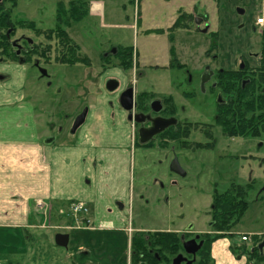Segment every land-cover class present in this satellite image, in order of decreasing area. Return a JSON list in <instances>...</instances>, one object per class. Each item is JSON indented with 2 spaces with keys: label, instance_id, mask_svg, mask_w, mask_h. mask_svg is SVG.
<instances>
[{
  "label": "rangeland",
  "instance_id": "1",
  "mask_svg": "<svg viewBox=\"0 0 264 264\" xmlns=\"http://www.w3.org/2000/svg\"><path fill=\"white\" fill-rule=\"evenodd\" d=\"M59 1L68 6L69 0H18L14 8L10 1H5L4 5L6 8H12L13 22L30 19L39 27L54 28L58 25ZM104 1L106 24L133 25L139 16L140 25L136 31L127 26L104 27L100 17L86 16L66 29L80 46L81 52L89 57L90 65H47L45 69L49 78H46L42 77L40 70L31 63L19 64L18 68L23 71L21 73H25L24 80L16 79L17 76L10 75L6 69L9 73L7 79L0 80V94H25L27 108L32 109L42 137L55 136V146L74 144L78 137L77 133L71 131L74 118L83 107L96 104L99 95L102 98L107 95L108 92L104 88L107 78L114 77L121 81V88L114 97L119 96L123 88L132 84L138 92H152L159 98L172 93L176 101L181 103V90H177V85L188 79V69L194 78H198L204 66H211L213 70H230L240 66L243 60L251 66L258 65L264 35L263 30L254 25L256 17L264 11V0H207L206 10L211 16L206 21L207 12L195 10L199 6L198 0H188V4L185 3L187 0ZM179 7H183V10L179 11ZM238 9H243L245 13L239 14ZM185 11H194L193 16L201 17L203 21L200 24L188 21L190 28L178 29L175 32L161 30L171 26L175 18ZM148 27L149 33L144 32ZM203 28L207 30H199ZM171 37L174 38L173 41ZM117 47L132 49L131 69H125L120 64L121 60L116 56V52L110 51ZM172 47L175 49L174 56L170 52ZM177 64L185 67L180 68ZM3 72L0 71V75H4ZM185 89L186 86L183 87V90ZM108 95L111 97L114 94ZM213 100L211 93L202 94V97L195 100L194 108L190 109L191 114L198 111L197 119L202 116L201 119L213 122ZM19 116L0 121V128L11 129L14 125L23 124ZM89 118L90 114L79 128V134L88 126ZM24 124L27 125L26 122ZM212 134L218 141L214 148L208 150L178 148L174 152L169 147L158 151L145 150L139 146L135 148L130 144L131 159L124 160L121 165L122 173L129 176L123 175L121 179L131 182L126 223L128 231L121 233L117 229H110L76 232L73 223L77 221L76 225L80 224L83 215L75 216L74 213H69L68 222L60 224L61 208L52 200L35 198L32 206L36 214L52 227L32 230L36 238L31 241L32 246L29 247L33 251L37 249L47 262L54 255L52 252H55L75 254L74 258L79 264L89 263L90 260L85 254L90 255L91 247L96 253H100L99 248L102 251L107 250L105 256L99 259L92 255L95 264H128L129 234L134 233V228L176 231L194 224L197 230H205L209 227L214 188L223 191L231 182L242 185L252 183L247 197V211L231 231L212 243L211 256L214 264H264V258L251 257L249 253L256 246L252 238L249 241L242 240L244 234L258 235L261 239L264 237V136L231 141L223 137L219 128ZM198 136L196 139L207 140L201 135ZM4 140L0 139V155L5 156L7 153L6 157L14 158L17 163L15 171L23 173V163H18V159L26 156L28 144L24 141L9 144ZM261 142L263 146H260ZM174 154L180 158L182 167L187 171L186 176L170 172ZM70 206L71 203L61 215H65ZM89 208L91 212L94 211L92 204H89ZM75 217L77 220H74ZM57 233L70 234L68 249H58L55 246ZM76 233L79 245L85 248L83 253L76 251ZM113 233L116 234L117 242L111 245ZM228 246L234 259L228 256Z\"/></svg>",
  "mask_w": 264,
  "mask_h": 264
},
{
  "label": "crops",
  "instance_id": "2",
  "mask_svg": "<svg viewBox=\"0 0 264 264\" xmlns=\"http://www.w3.org/2000/svg\"><path fill=\"white\" fill-rule=\"evenodd\" d=\"M71 1H68V5ZM88 2L89 14L87 16L100 17L104 27L125 28L127 26L136 31L140 25L139 16L136 17L133 25L106 24L105 1L88 0ZM188 2V0L185 1L187 4ZM206 3H208L207 0H198L197 4L200 9L198 6L195 10L207 12ZM181 10L183 7H179V11ZM185 12L194 13V11ZM210 16L207 12L205 21ZM193 17L196 19L195 16ZM171 26L161 30H169ZM149 31L150 27L144 30L147 33ZM7 71L11 75L17 76L16 79H25V73H21L23 71L18 66H13L12 70ZM27 106L28 102L23 93L0 94V121L10 120V117L15 119L20 115L23 123L14 125L11 129L1 127L0 139H5V143L9 144L18 141H24L28 144V153L22 159H18V163H23L21 165L24 169L23 173L15 171L14 167L17 166V163L14 158L6 157L7 153L5 156L0 155V264H79L74 258L75 254L67 255V253H57L51 256L50 261L47 262V259H43L37 249L33 251L29 247L32 246L31 241L33 242L36 238L32 230L52 227L44 223L43 218L36 214L32 201L35 198L49 199L55 202L59 206L58 208H65V211L71 202H84L89 212L78 214L79 216L83 215L82 222L78 225H76L77 221L72 220L74 222L73 229H77L76 232L110 229H117L121 233L128 231L129 228L126 223L128 222V193L131 182L129 180L122 184L119 175L121 173L114 166L119 163L123 156L130 161L129 140L126 141L127 143L123 142L116 133L112 122H109L112 119L108 114L106 100L102 96H99L97 103L92 105L93 110L90 112L88 126L71 145L60 144L61 146H55L56 141L51 145L45 144L44 136L42 137L37 125L39 123L32 109H28ZM116 119L114 124L119 125L121 118L118 116ZM24 122H26V126ZM50 146H54L53 149L47 148ZM123 150L126 153H123ZM12 154L11 156H13ZM116 201L123 202L125 208L123 210L118 209ZM89 204L93 205L94 211L91 212ZM69 213H71L70 209L65 215L59 214L60 224L68 222ZM75 219L77 220L76 217ZM137 230L143 231L144 229H133L134 232ZM76 234V251L83 253L85 248L79 245L78 233ZM112 235L111 245L117 242L116 234L113 233ZM131 236L132 233L129 234L130 239ZM90 249L92 250L90 255H88L89 253L85 254V257H88L90 261L83 264H95L92 261V255L94 254L99 259L105 256L107 252V250L102 251L99 248L100 253L97 252V254L96 250L93 251L91 247ZM227 249L228 256L234 259V255L230 253V246ZM74 250L72 253L75 252ZM70 261L71 263H69Z\"/></svg>",
  "mask_w": 264,
  "mask_h": 264
},
{
  "label": "flooded vegetation",
  "instance_id": "3",
  "mask_svg": "<svg viewBox=\"0 0 264 264\" xmlns=\"http://www.w3.org/2000/svg\"><path fill=\"white\" fill-rule=\"evenodd\" d=\"M3 2L4 0H0V3ZM7 36L9 37V41L11 43V46L13 47L12 50L14 56H16V60L2 61V59H0V71H4L3 72L4 75H0V77H4L3 79H7L9 73H7L5 69L12 70L13 66H19V64L25 65L27 63H31L39 70L40 68H46L45 66L47 65L43 60L44 58L39 56V53H41L40 52L41 48L36 47L38 43L37 42L38 39L34 37L31 30L26 28V26H21L19 24H16V22L12 21L9 30L7 32ZM110 51L112 52L114 51L118 53L117 48H113ZM121 56L123 57L124 54H122ZM257 61H258V65L251 66L246 60H243L240 66H238L235 69H230V71L235 72L236 77L240 76L241 74L242 85L246 86L248 83L252 81V79L254 78V74L256 72L258 73L264 72V55L262 53L260 54V57L258 58ZM177 66L180 68L185 67L182 64H177ZM221 70H228V69L213 70L211 66L210 67L204 66V68L200 71L198 78H194L193 74L190 72V69H188L187 70L189 75L188 79H186L184 83H179L177 85L178 89L176 88L177 90H181L179 92L180 96L182 97L181 103H178L176 101L172 93L168 94L167 96H164L163 98H159L156 97L152 92H148V91L138 92L134 87V85L132 84L127 85L125 88L121 90L119 96L114 97L116 92L121 88V81L119 88L114 92L107 91L104 82V88L108 92L107 95L104 96V99L106 100V107L108 109L109 117L112 119L109 120V122L110 121L112 122V124L114 125V129H116V133L119 135V137L122 139L123 142L127 143L126 141L129 140L128 141L129 148L131 144L135 148L139 146L145 150L153 149V150L162 151L169 147L174 152L178 148L189 149L193 151L208 150L214 148L216 142L218 141L217 137L214 134H212L216 128L220 129V132L223 135V137L229 138L231 141L238 138L240 139L256 138L251 135L238 136V134H236L229 136L228 134H226L224 130L226 125L224 123H226L227 120H232V124L235 126L234 131L238 130L236 129L238 128V123L235 122L234 112L230 107L231 101L236 100V98H234L235 93L228 92L225 90V87L223 86L222 81L219 77ZM210 72H212L211 77L208 78L204 77L206 81L202 83V79H204L202 77L203 74L204 73L208 74ZM235 76H231V77L236 78ZM45 77L49 78V76H45ZM184 86H186L185 90H183ZM129 88L134 89V96H133V103L131 108L127 109L125 105L123 106L122 104L121 95L125 90ZM207 93H211L214 96L213 104L215 108V114H214L213 122H208L207 120L201 119L202 117L201 114L199 115L201 117L197 119L196 115H198L199 113L198 111L194 114H191L192 112H190V109L191 108L193 109L195 106V100H197L199 97H202V94H207ZM108 94H114V95L110 97ZM142 94H144V96L141 97ZM155 101L160 102L161 105L159 109H157L158 105L155 104L156 103ZM86 108H87V114L84 122L74 131L73 128L71 129L72 133L74 134L77 133V136L79 135L78 132L79 128L86 122L87 117L89 116L90 112L93 110L92 106L88 105L83 107V109L76 114L72 124L73 125L72 127H74L75 121ZM235 112L237 113V110ZM223 115H226L227 118L222 117ZM118 116L121 118V123L119 125H116L114 123H116L117 121L116 118ZM155 118L177 119V123L169 125L163 131L155 135L151 140L147 141L146 143H142L140 134L142 133L144 136L146 135L145 130L152 127L153 120ZM69 130L70 128L68 129V131ZM128 132L129 134L127 135ZM197 135H199L198 137H200L201 135L203 136V138L207 140L204 141L202 139H196ZM45 138H47V136L43 137V139ZM260 146H263L262 142L260 143ZM123 153L126 152L124 151ZM124 160L129 161L123 156L119 160V163L114 166V168L118 169L119 173H121L119 174L120 179L123 175L124 176L127 175V174H123L121 171V165ZM174 161H176L179 167H181V169L183 170V174L171 170V165L173 164ZM170 172L179 176L187 175V171L182 167L180 158L176 154H174V158L170 163ZM120 181L122 184L125 183L123 179H121ZM251 184L252 183H247L246 185H242L237 182H231L227 187V189L223 191L215 187L212 192V200L209 211V214H211L209 220V227L206 228L205 230H200V231L197 230L194 224H190L186 229L183 230H176V231L160 230V231L177 232L179 234L181 240V248L179 249L178 253L175 254V256L172 258V264H173V259L179 254H182L183 257L187 259L186 261H183L182 264H186L187 261L190 260H193L192 264H194L197 261V259L201 256V251L205 246L206 242L213 235L217 233V231H215V226H214L215 220L213 219V215H212L215 208V204L213 202V195L215 190L223 193L226 192L233 185H237V186L242 185L246 187L245 188L246 200L248 201L247 197L249 194V190L253 185ZM116 207L121 210L125 208L124 203L121 201H116ZM251 238L252 241H254L256 244V247L254 246V248H256L255 250L257 251L255 257L258 256L263 259L264 246L261 247L260 245L264 241V237L261 239L258 235H252ZM192 239L196 240V243L194 244L195 247L200 246V248L196 251L195 254L189 253L188 248L185 246L186 242Z\"/></svg>",
  "mask_w": 264,
  "mask_h": 264
},
{
  "label": "trees",
  "instance_id": "4",
  "mask_svg": "<svg viewBox=\"0 0 264 264\" xmlns=\"http://www.w3.org/2000/svg\"><path fill=\"white\" fill-rule=\"evenodd\" d=\"M5 1H10L14 8L18 4V0H4L3 3H0V59L2 61H13L16 60V56H14L13 47L7 36L12 22V8H6L4 5ZM68 7L66 8L63 2L58 3V25L54 28L39 27L32 20L16 21V24L26 26V28L31 30L34 37L38 39L36 47L41 48L39 56L44 58L43 60L46 65H90L89 57L81 52L80 46L66 29L74 22L81 21L89 14V2L87 0H72ZM188 21L195 22L193 14L182 12L169 30L175 32L178 29L190 28ZM262 34L264 35V30ZM170 39L173 41L174 38L171 37ZM117 50L116 56L120 58V64L125 69H131L133 65L132 49L117 47ZM170 52L174 56V47L171 48ZM121 53L124 54L123 57ZM261 53L264 55V45ZM231 76H235V72L230 70H221L219 74L225 90L235 93L234 98H236L235 101H231L230 107L234 112L235 122L238 123V128H236L238 130L234 131L235 126L232 124V120L226 119L227 121L224 123L226 125L224 128L226 134L229 136L236 134L238 136H264V72H256L252 81L246 86L242 85L241 74L238 77L235 76L236 78H232ZM259 89L260 91H258ZM236 110L237 113L235 112ZM222 117L227 118L226 115ZM245 188L242 185H233L223 193L215 190L213 195L215 208L212 215L215 220L214 226L217 233L206 242L201 251V256L194 264H214L211 256L212 243L231 231L249 207V203L246 200ZM54 244L58 249L62 248L56 243ZM180 248L181 240L177 232L137 231L132 234L130 239L131 263L172 264V258L178 253ZM255 249L249 251L252 257H255L257 253ZM52 254L55 255L57 253L52 252Z\"/></svg>",
  "mask_w": 264,
  "mask_h": 264
},
{
  "label": "water",
  "instance_id": "5",
  "mask_svg": "<svg viewBox=\"0 0 264 264\" xmlns=\"http://www.w3.org/2000/svg\"><path fill=\"white\" fill-rule=\"evenodd\" d=\"M239 14H244L245 11L243 9H238ZM197 23L201 22V18H198ZM207 29H203L202 31H206ZM40 72L42 76H49L47 69L45 68H40ZM212 72L206 74H203V78L204 77H211ZM4 77H0V79H3ZM206 78V79H207ZM206 80L205 78L202 79V83H204ZM120 86V80L118 78H107L105 81V88L107 91L109 92H114L116 91ZM133 96H134V89L133 88H129L127 90H125L123 92V94L121 95V101L123 106L125 105V107L127 109H130L133 103ZM157 106V109L160 108V102L159 101H155ZM86 114H87V108L82 112V114L77 118V120L75 121L74 127H73V131L75 129H77L85 120L86 118ZM177 123V119H164V118H155L153 120V125L152 127L148 128L145 130L146 135L144 136L141 133L140 130V136H141V142L142 143H146L147 141L151 140L155 135H157L158 133H160L161 131H163L165 128H167L169 125L171 124H175ZM56 141V137L55 136H48L47 138L44 139V143L47 145H51ZM171 170L181 173L183 174V170L181 169V167H179L178 163L176 161L173 162V164L171 165ZM69 242H70V234L69 233H57L55 235V243L59 246V247H63V248H67L69 246ZM196 243L195 239L189 240L186 242L185 246L188 248V252L189 253H193L195 254L196 251L200 248V246H194V244ZM190 245V247H189ZM261 247L264 246V241L261 243L260 245ZM187 259L183 257L182 254L177 255L174 259H173V264H182L183 261H186ZM193 260L187 261L186 264H192Z\"/></svg>",
  "mask_w": 264,
  "mask_h": 264
},
{
  "label": "built area",
  "instance_id": "6",
  "mask_svg": "<svg viewBox=\"0 0 264 264\" xmlns=\"http://www.w3.org/2000/svg\"><path fill=\"white\" fill-rule=\"evenodd\" d=\"M256 25L260 28H264V12L260 16L256 18ZM71 213H74L75 216H78L81 212H87V208L83 202H74L70 206ZM65 211L63 209L60 210V213H64ZM242 239L244 241L249 240L248 236H243Z\"/></svg>",
  "mask_w": 264,
  "mask_h": 264
}]
</instances>
